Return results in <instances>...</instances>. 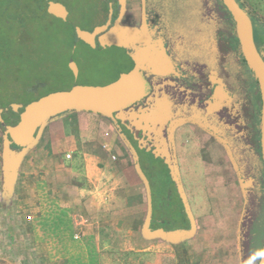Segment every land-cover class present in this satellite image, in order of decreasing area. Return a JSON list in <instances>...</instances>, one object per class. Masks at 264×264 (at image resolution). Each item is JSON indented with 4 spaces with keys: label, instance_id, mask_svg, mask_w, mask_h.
Instances as JSON below:
<instances>
[{
    "label": "rangeland",
    "instance_id": "rangeland-1",
    "mask_svg": "<svg viewBox=\"0 0 264 264\" xmlns=\"http://www.w3.org/2000/svg\"><path fill=\"white\" fill-rule=\"evenodd\" d=\"M59 1L68 11L64 19L49 13L48 0H0V108H9L16 113L34 104L42 109L50 105L52 96L98 101L107 99L108 95V99L115 100L125 87L130 86L123 72L125 66L112 63L119 58L122 49L116 46L104 51L94 49L82 35L106 17L107 0ZM239 1L248 11L264 19V0ZM63 116L65 114L47 125L61 123ZM111 122L117 128L114 121ZM43 133L40 145L35 146L37 153L22 161L16 182L11 191H7L3 175L4 127L0 125V264H62L67 258L70 264H90L87 248L83 246L88 240L74 239L70 220L63 217L60 205L62 196L67 201L73 199L74 180L78 177L70 172L71 159H67L65 166H58L48 154L44 145L48 136ZM118 136L124 143L122 135ZM97 141L100 140L77 134V142L81 145ZM188 148L198 154V146ZM123 150L133 162L131 150L127 146ZM138 154L152 190L153 224L161 222L168 229L189 225V218L188 221L184 219L185 213H179L175 208L177 197L171 191L173 183L167 166L155 157L153 169L147 155L141 159V153ZM181 168L180 181L196 214V208L199 210L203 206L201 200H208L203 164L190 158L182 160ZM159 183L163 184V190L164 187L170 189L164 198ZM198 194L200 196H196ZM61 217L62 221L58 223ZM119 242L114 240L118 250ZM100 249L96 248L97 257L102 258L99 264H118L112 262L111 258H116L113 255L108 262V247L100 245ZM118 254L120 251L114 252V255ZM241 260L244 264L242 252Z\"/></svg>",
    "mask_w": 264,
    "mask_h": 264
},
{
    "label": "flooded vegetation",
    "instance_id": "flooded-vegetation-1",
    "mask_svg": "<svg viewBox=\"0 0 264 264\" xmlns=\"http://www.w3.org/2000/svg\"><path fill=\"white\" fill-rule=\"evenodd\" d=\"M107 6L106 17L97 26L106 24L109 17L108 28L117 22L119 0H107ZM144 11L149 29L155 32L153 37L162 38L173 66L165 75L142 71L147 94L118 117L115 124L119 134L126 135L141 159L147 155L153 169L155 157L168 168L167 149L176 160L181 178L182 160L198 159L203 164L206 190L228 188V202L239 206L243 263L257 264L264 243L263 101L259 81L243 55L236 22L222 0H125L118 23L141 28ZM246 11L264 59V19ZM98 37L94 46L85 42L101 51L119 46H103ZM120 48L121 55L112 63L133 68L138 61L134 51L125 45ZM160 106L166 107L165 121L148 131L136 127L133 111L143 116ZM171 124L172 134L168 130ZM189 146H198V154ZM171 182V191L177 197L175 208L185 213L177 184ZM159 184L164 198L163 184ZM184 219L188 220L186 214Z\"/></svg>",
    "mask_w": 264,
    "mask_h": 264
},
{
    "label": "crops",
    "instance_id": "crops-1",
    "mask_svg": "<svg viewBox=\"0 0 264 264\" xmlns=\"http://www.w3.org/2000/svg\"><path fill=\"white\" fill-rule=\"evenodd\" d=\"M70 113L63 116L61 123L47 125L42 133L48 136L44 145L52 159L58 166H65L71 159L70 172L78 177L74 180L73 199L67 201L62 196L60 204L63 217L70 220L74 239L88 240L89 244L96 240L99 251L100 245L108 247V262L112 259L118 264H242L239 206L228 202V188L207 189L208 200H201L203 206L196 208V214L190 207L196 225L191 236L178 241L148 237L143 232L148 209L145 183L123 150L126 144L120 141L116 126L109 118L91 111ZM100 123L102 126H98ZM77 134L100 141L81 145ZM35 148L24 159L37 153ZM68 207L69 217L65 214ZM61 221L62 217L58 223ZM152 226L162 224L154 225L152 218ZM114 240H120V250ZM115 251L120 254L114 255ZM100 261L99 255L94 263Z\"/></svg>",
    "mask_w": 264,
    "mask_h": 264
},
{
    "label": "water",
    "instance_id": "water-1",
    "mask_svg": "<svg viewBox=\"0 0 264 264\" xmlns=\"http://www.w3.org/2000/svg\"><path fill=\"white\" fill-rule=\"evenodd\" d=\"M228 8L237 25L238 37L241 42L243 55L249 67L255 72L259 81L262 94V158L264 163V59L259 52L253 35V24L248 12L238 3L237 0H222ZM121 4L120 16L111 28H108L110 18L106 24L97 26L93 31H86L82 35L91 45L96 44V36H99V43L103 46L116 44L118 47H131L137 58V63L133 68L126 69L125 74L130 86L125 87L122 94L115 100H87L79 98H60L52 96L50 105L38 109L34 104L29 108L18 110L16 113L9 108H0V124L4 126L3 144V175L4 184L7 191H11L18 174V170L26 153L36 146L41 138L42 132L47 124L66 113L91 111L101 114L117 123L118 117L124 116V110L142 99L147 94V84L142 71L165 75L172 68L171 57L166 53L162 38H154V31L149 29L146 22L145 11L141 28H134L120 25L119 19L125 11V0H119ZM48 11L55 16L66 18L68 11L63 3L58 0H48ZM111 16V11H110ZM114 47V46H112ZM112 100V101H111ZM163 107V106H162ZM157 107L149 112H144L141 116L139 112L133 111L132 118L136 119L134 124L140 129L148 131L154 128L159 121H165L167 114L165 108ZM140 117V120L138 119ZM142 118V119H141ZM143 122L145 123L144 125ZM171 124L168 128L172 134ZM125 138L131 153L137 173L145 183L148 196V209L144 222L143 232L148 237H159L168 241H178L191 236L196 228L195 221L186 198L182 182L180 181L179 168L172 154L165 149L166 162L173 181L177 184V190L182 198L185 212L190 220L189 227L168 229L163 226L153 227V196L150 181L144 170L141 168L138 150ZM171 135H169V138ZM257 264H264V243Z\"/></svg>",
    "mask_w": 264,
    "mask_h": 264
},
{
    "label": "trees",
    "instance_id": "trees-1",
    "mask_svg": "<svg viewBox=\"0 0 264 264\" xmlns=\"http://www.w3.org/2000/svg\"><path fill=\"white\" fill-rule=\"evenodd\" d=\"M0 125H2V124H0ZM2 126H3V125H2ZM3 127H4V126H3ZM168 190H169V188L164 187L163 192H164V193H167ZM263 236H264V234H263ZM263 239H264V237H263ZM85 245H86V248H87V253H88V255H89L90 264H95L94 262H95V259H96V257H97V255H96V252H97V251H96V246H94L93 243H92V244L86 243ZM259 249H260V248H259ZM80 257H82V256H80ZM82 258H83V257H82ZM62 264H70V263H69V259L67 258L66 260H64V262H63Z\"/></svg>",
    "mask_w": 264,
    "mask_h": 264
},
{
    "label": "built area",
    "instance_id": "built-area-1",
    "mask_svg": "<svg viewBox=\"0 0 264 264\" xmlns=\"http://www.w3.org/2000/svg\"><path fill=\"white\" fill-rule=\"evenodd\" d=\"M104 147H108V145H107V144H105V145H104ZM69 157H70V155H68V158H69Z\"/></svg>",
    "mask_w": 264,
    "mask_h": 264
}]
</instances>
